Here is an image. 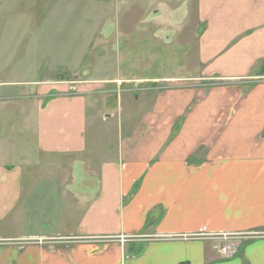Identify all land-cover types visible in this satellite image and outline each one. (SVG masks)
I'll return each mask as SVG.
<instances>
[{
    "label": "crops",
    "instance_id": "crops-1",
    "mask_svg": "<svg viewBox=\"0 0 264 264\" xmlns=\"http://www.w3.org/2000/svg\"><path fill=\"white\" fill-rule=\"evenodd\" d=\"M20 1L105 44L142 13L190 71L110 74L104 48L82 74L0 80V264H264V235L233 236L264 234V0Z\"/></svg>",
    "mask_w": 264,
    "mask_h": 264
},
{
    "label": "rangeland",
    "instance_id": "rangeland-1",
    "mask_svg": "<svg viewBox=\"0 0 264 264\" xmlns=\"http://www.w3.org/2000/svg\"><path fill=\"white\" fill-rule=\"evenodd\" d=\"M42 1L44 0H38ZM35 7L38 6L26 5L20 0H0V57L1 61L6 62V69L0 75L2 81L30 79L31 76L34 79H42L72 75V67L79 65L84 58V67L78 70V74H82L83 71L90 69V65L98 62V56L104 54L102 52L104 48L115 65L110 74L122 77H161L170 74L187 75L190 71L176 70L178 65L185 61V52H189L190 49L177 42L176 38H168V35L165 36L158 30H155L154 36L151 30L146 32L143 17L140 18L142 13H138L141 21L139 20L137 26L132 28L133 31L130 29L131 32L125 37H118L113 27L114 35L110 37V42L105 44L96 21L87 22L83 21V18H78L86 14L77 12L74 13L76 15L74 19L56 20L54 13L51 12L52 4L47 3L44 5V12L49 11L50 14L47 16L55 18L43 21L41 18L47 16L34 11ZM140 7L142 10L143 6ZM117 8L122 17L133 12L135 5L130 0H124ZM143 9V12L151 11ZM88 12L91 13V10ZM62 13L66 14L64 9L60 10L57 16ZM113 13L117 15L116 12ZM93 14H99V11L95 10ZM88 40L92 48L86 46ZM190 55L194 56L192 51ZM178 72L180 73L177 74ZM122 84L127 88L129 86L127 84L130 83L124 81ZM12 137L10 135L7 140L19 145L20 141L16 143V139ZM255 232L257 234H251L253 237L264 235L261 231ZM122 237L120 238L122 241L127 239L124 237L123 240ZM246 237L248 236H244Z\"/></svg>",
    "mask_w": 264,
    "mask_h": 264
},
{
    "label": "built area",
    "instance_id": "built-area-1",
    "mask_svg": "<svg viewBox=\"0 0 264 264\" xmlns=\"http://www.w3.org/2000/svg\"><path fill=\"white\" fill-rule=\"evenodd\" d=\"M251 234H257L255 231L253 232H245V233H240V234H235L233 235L234 237H244V236H252ZM262 234V232H261ZM211 234L207 233V232H197L196 234L191 235L190 237H202V236H209ZM215 236H219L222 237L224 239H228L231 237V235L229 234H220V235H215ZM253 237V236H252ZM122 239L124 240V237H122ZM237 243H235L234 241L231 242H224L223 244H221L218 247V251L221 255L225 256V257H231L233 256L236 251H237Z\"/></svg>",
    "mask_w": 264,
    "mask_h": 264
}]
</instances>
